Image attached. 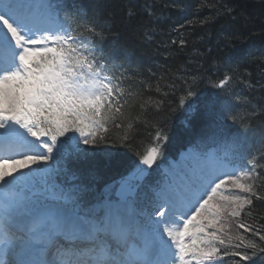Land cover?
Instances as JSON below:
<instances>
[{
  "label": "snow or ice",
  "instance_id": "1",
  "mask_svg": "<svg viewBox=\"0 0 264 264\" xmlns=\"http://www.w3.org/2000/svg\"><path fill=\"white\" fill-rule=\"evenodd\" d=\"M203 7L213 9L214 15L199 20L198 26L221 15H229L233 23L237 20L232 15L234 7L220 0L212 4L205 0L198 6ZM65 8L63 0H0V264H223L225 258L252 261L264 253V246L243 234L225 233L226 242L216 231L206 232L222 220L239 218L246 206V214L252 215L253 198L264 199L257 191V181L264 182L260 175L264 163L258 162L264 153L238 166L230 159L247 143L252 119L264 114V106L246 96L205 101L208 113L218 103L225 112L235 107L233 101L241 108L222 116L223 123L209 125L211 132L201 138L205 150L196 153L195 166L160 186L156 202L160 211L154 215L137 213L129 204L134 186L127 178L120 186V200L105 204L103 214L85 208L78 190L65 193L50 183L54 171L50 162L66 156L116 160L111 148L98 146L129 145L128 134L119 141L103 135L109 122L121 127L126 106L138 103L140 109L135 117H127L131 131L142 118L147 123L150 109L160 110L163 104L162 99H142L140 93L126 90L125 77L116 75L118 66L105 63L98 54L97 41L106 39V30H111L108 19L69 15ZM126 15L131 18L136 12L129 7ZM248 22L244 17L242 26ZM186 25L194 26L195 19L186 20L177 31ZM234 35L239 38V30ZM177 42L181 48L187 44L182 34L178 41H171ZM236 56V66L211 82L214 88L230 90L235 81L255 87L252 73L240 72V63L258 61L260 67L264 53L244 50ZM196 79L192 78L193 84ZM160 90L157 86L156 91ZM194 97L197 93L189 85L180 106L195 111L199 105ZM227 121L240 123L242 130L233 132ZM166 139L157 131L156 146L146 149L140 164L151 167L160 155V142ZM210 143L220 146L208 147ZM9 161L12 167L6 170ZM136 172L142 177L146 169L137 165ZM232 190L243 194H223ZM239 228L264 242L259 229L244 223ZM218 244L225 249L222 253Z\"/></svg>",
  "mask_w": 264,
  "mask_h": 264
},
{
  "label": "trees",
  "instance_id": "2",
  "mask_svg": "<svg viewBox=\"0 0 264 264\" xmlns=\"http://www.w3.org/2000/svg\"><path fill=\"white\" fill-rule=\"evenodd\" d=\"M216 0H207L215 3ZM221 3L234 7L232 15L237 17L235 23L229 15H221L205 26H198L199 20L214 15V10L208 7L198 8L205 0H63L65 11L75 9L73 15L79 13L82 18L108 19L111 30H106V39L97 41L99 55L110 59L108 62L122 67L125 77L123 87L141 94L142 99L151 96L153 99H162L160 110H149L147 123L142 118L129 131L126 127L127 117L139 114L138 103L129 108L126 106V118L119 122L121 127H113L109 122L108 131L103 133L110 141H119L125 134L129 136V145L119 143L113 147L111 144H101L98 148H111L117 153L116 160L109 163L100 156L85 160L70 155L63 163L65 169L87 177L94 184H101L109 179L122 176L134 164L143 150L154 144L157 131L167 136V143L163 145L165 154L175 155L183 148L199 129L209 130V125L217 123L220 106L212 113L204 109V103L210 98L218 97L220 101L232 100L235 95L246 96L257 106L264 102V65L257 67V62L243 61L240 63V72L247 69L252 73L251 83L254 88L249 89L243 83L235 81L230 90L214 88L212 81L223 78L226 72L236 66L238 51L251 50L253 54L264 53V0H220ZM131 7L136 15L129 18L127 9ZM64 14V13H63ZM242 14V15H241ZM69 15H72L69 14ZM244 17L248 18L246 27L243 25ZM195 19L194 26H185L179 29L186 20ZM239 30V38L234 35ZM187 41L181 48L173 45L172 40H177L180 35ZM247 38V39H245ZM122 55L120 60L118 57ZM111 62V63H110ZM198 65H195V64ZM197 77L193 84L192 78ZM245 79H248L245 77ZM187 81V83H185ZM259 82V83H258ZM175 87H172V85ZM151 85V88L147 87ZM189 85L197 93L194 97L199 107L195 111H185L180 106V97L186 94ZM160 87V92L156 87ZM168 95H163V93ZM132 104V101H129ZM235 107L227 115L240 110L241 105L233 101ZM189 121L190 128L184 127L183 122ZM232 127L235 123L227 121ZM237 123V122H236ZM251 129L264 137V114L252 119ZM233 132H236L232 129ZM261 157L264 153V142L258 147ZM264 163V157L258 159ZM259 171V170H258ZM264 176V171H260ZM257 191L264 197V182L257 181ZM248 207L240 217V223L253 226L264 235V199L253 198L251 207L252 215H247ZM246 237L252 238L261 246L264 242L259 240L251 231H245ZM224 247L221 251H224ZM249 254L251 250H248ZM222 253V252H221ZM259 253L251 263L240 261V264H261ZM233 258H225L226 264H232ZM236 264V262H234Z\"/></svg>",
  "mask_w": 264,
  "mask_h": 264
},
{
  "label": "rangeland",
  "instance_id": "3",
  "mask_svg": "<svg viewBox=\"0 0 264 264\" xmlns=\"http://www.w3.org/2000/svg\"><path fill=\"white\" fill-rule=\"evenodd\" d=\"M193 150V149H192ZM192 150H189L188 152L189 153H192V154H195ZM8 168V170H10L11 169V167L12 166H7L6 164L4 165V168ZM176 166L173 164V163H171V164H169L168 165V167L167 168H164L163 170H164V172H165V174H164V178H163V181L162 182H160L159 184H158V186H157V188H155V192H154V202L153 203H151V205H152V207H154V206H156V202H157V193H158V191H159V189H160V186L165 182V181H170V176L171 175H173L174 174V171L175 172H184L185 170L184 169H182V168H175ZM171 170H170V169ZM176 169V170H175ZM176 175V174H175ZM41 183H42V178H41ZM238 193V194H242V193H239V190H232V191H229V192H224L223 194H225V195H229V194H233V193ZM145 213H148V212H145ZM203 223L204 224H207V221H203ZM222 225H229V222L228 223H222ZM226 229V227H223V230H225ZM193 231H195V229L193 228L192 229ZM206 230H209V229H206ZM227 231V230H226ZM226 231H224V233H226Z\"/></svg>",
  "mask_w": 264,
  "mask_h": 264
},
{
  "label": "bare ground",
  "instance_id": "4",
  "mask_svg": "<svg viewBox=\"0 0 264 264\" xmlns=\"http://www.w3.org/2000/svg\"><path fill=\"white\" fill-rule=\"evenodd\" d=\"M195 65H198L197 63ZM219 89H216L218 91ZM261 105L264 106V102L261 101ZM131 205V203H129Z\"/></svg>",
  "mask_w": 264,
  "mask_h": 264
}]
</instances>
